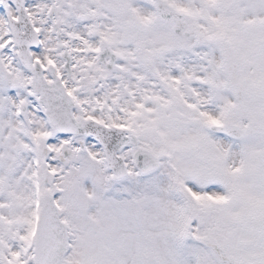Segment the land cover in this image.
Wrapping results in <instances>:
<instances>
[{
  "label": "snow or ice",
  "instance_id": "6c2138e0",
  "mask_svg": "<svg viewBox=\"0 0 264 264\" xmlns=\"http://www.w3.org/2000/svg\"><path fill=\"white\" fill-rule=\"evenodd\" d=\"M0 264H264V0H0Z\"/></svg>",
  "mask_w": 264,
  "mask_h": 264
}]
</instances>
